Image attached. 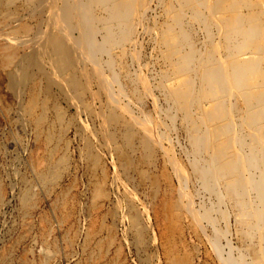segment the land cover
<instances>
[{
	"label": "rangeland",
	"instance_id": "obj_1",
	"mask_svg": "<svg viewBox=\"0 0 264 264\" xmlns=\"http://www.w3.org/2000/svg\"><path fill=\"white\" fill-rule=\"evenodd\" d=\"M263 128L264 0H0V264H264Z\"/></svg>",
	"mask_w": 264,
	"mask_h": 264
},
{
	"label": "bare ground",
	"instance_id": "obj_2",
	"mask_svg": "<svg viewBox=\"0 0 264 264\" xmlns=\"http://www.w3.org/2000/svg\"><path fill=\"white\" fill-rule=\"evenodd\" d=\"M86 10V9H85ZM90 41V40H89ZM91 42V41H90ZM91 45V44H90ZM88 46V45H87ZM74 53V52H73ZM98 53V52H97ZM78 54V53H77ZM87 59V58H86ZM80 63V62H79ZM221 66H222V63H221ZM223 67V66H222ZM225 68V67H224ZM226 74V73H225ZM99 77H100V75H99ZM227 79V78H226ZM227 81H228V79H227ZM16 83V82H15ZM103 85V84H102ZM17 86V85H16ZM106 86V85H105ZM108 86V85H107ZM111 90V89H110ZM230 95V94H229ZM111 97H113V96H111ZM113 100H114V98H112ZM29 111L31 112V107L29 108ZM41 118V117H40ZM36 120V119H35ZM40 121V120H39ZM41 123H42V121H41ZM37 124V123H36ZM140 124V123H139ZM147 124V123H146ZM150 125V124H149ZM149 125H148V127H149ZM141 126H143V125H141ZM145 128V127H144ZM143 128V129H144ZM145 130V129H144ZM148 130V129H147ZM150 130V129H149ZM262 131H264V128H263V130ZM147 133H148V131H147ZM151 133V132H150ZM263 133V132H262ZM149 134V133H148ZM260 134H261V132H260ZM261 137V136H260ZM262 137H264V136H262ZM263 141H264V138H263ZM262 141V142H263ZM264 144V143H263ZM46 160V159H45ZM43 163V162H42ZM40 164V163H39ZM50 169V168H49ZM178 170V169H177ZM58 171V170H57ZM41 176H42V174H40ZM57 175V174H56ZM55 175V176H56ZM46 176V175H45ZM43 177V176H42ZM39 178H40V176H39ZM44 178V177H43ZM43 178H41V180L42 181H44V180H48V177H46L45 179H43ZM46 180V181H47ZM50 181H51V179H50ZM185 199V198H184ZM63 200V199H62ZM188 207V206H187ZM188 208H186L185 210H187ZM189 210V209H188ZM24 212V211H23ZM189 212V211H188ZM191 212V211H190ZM230 261V260H229ZM241 262H238V263H236V264H240ZM231 264V263H230Z\"/></svg>",
	"mask_w": 264,
	"mask_h": 264
}]
</instances>
